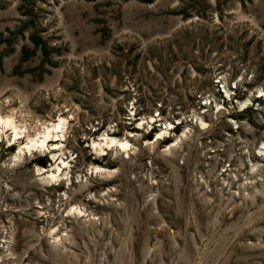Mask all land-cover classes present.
Wrapping results in <instances>:
<instances>
[{
  "label": "rangeland",
  "instance_id": "rangeland-1",
  "mask_svg": "<svg viewBox=\"0 0 264 264\" xmlns=\"http://www.w3.org/2000/svg\"><path fill=\"white\" fill-rule=\"evenodd\" d=\"M0 117L67 124L1 133L0 264H264V0H0Z\"/></svg>",
  "mask_w": 264,
  "mask_h": 264
},
{
  "label": "bare ground",
  "instance_id": "bare-ground-1",
  "mask_svg": "<svg viewBox=\"0 0 264 264\" xmlns=\"http://www.w3.org/2000/svg\"><path fill=\"white\" fill-rule=\"evenodd\" d=\"M66 121L63 119L59 123L51 125L50 127L45 128V130L38 134L39 136L36 138L31 139L28 134H25V132L20 129L17 125L14 119L11 117H0V138H1V133L4 132V130L10 131L11 132V137L9 139V142L12 144L16 143L18 140H21V138H26V141H23L20 147V152L27 150L29 152L31 151H45L48 147V144L51 143L52 140L54 142L56 141H62L65 138V130H66ZM163 134H161L162 136ZM60 141V142H61ZM55 147H53V150H60L62 148L61 144L59 143H54ZM96 145V144H95ZM98 146V147H97ZM97 148H99L102 152L104 151L105 147L107 148H118L124 151H127L130 148V144L128 142H124L121 140H118L116 138H106L104 140V145L98 144L96 145ZM95 147V148H96ZM103 153V152H102ZM56 163V161H55ZM67 164L64 161H61L60 164L56 167L57 173H53V171H47L45 172L48 173L46 175L47 179L51 181H56L60 179V173L63 167H65ZM63 166V167H60ZM100 169V168H99ZM100 173H107L108 171L105 170H100Z\"/></svg>",
  "mask_w": 264,
  "mask_h": 264
}]
</instances>
